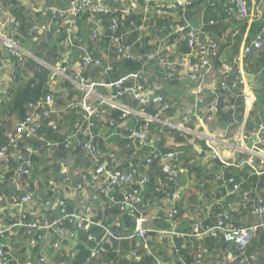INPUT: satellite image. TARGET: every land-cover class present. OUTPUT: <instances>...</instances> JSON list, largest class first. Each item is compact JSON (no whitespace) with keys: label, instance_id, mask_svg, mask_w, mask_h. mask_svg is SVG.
<instances>
[{"label":"crops","instance_id":"1","mask_svg":"<svg viewBox=\"0 0 264 264\" xmlns=\"http://www.w3.org/2000/svg\"><path fill=\"white\" fill-rule=\"evenodd\" d=\"M16 1L27 7L30 13L39 15V18L35 16L33 20L34 22L38 21L37 26L47 21L44 16L45 14L51 15V8L62 11L67 7L66 0ZM193 1L200 2V8L194 13L193 19L186 20L185 23L194 29H199L202 25L206 27L210 20H215V24L211 25L212 23H209L210 26L207 28L212 38L219 44L216 53L214 52L209 57L212 73L209 79H206L208 81L205 87L203 86L200 91H197L196 85L189 80L188 76L197 63V57L202 56L203 53L199 50L183 53L178 48L164 46L168 42V32L162 33L164 26H158L160 24L157 22L163 21L162 24H178L181 19L178 18L177 8L173 4L168 0H144L139 1L140 7L138 8L135 0H125L121 4L111 3L107 5L109 13L111 12L113 16L120 15L121 18L128 19L127 22L129 23L126 24V28L123 29L121 27V42L133 43L138 58L136 60H143V63L147 64L144 76L146 82H151L149 84L151 87L147 85L145 88L142 85L141 88L152 93L162 91L163 98L166 97L168 103L174 106L173 114L170 116L160 114V120L172 125H178L183 122L184 118L188 117L189 120L191 118V122L186 129L190 131L187 133L179 132L178 129L163 123H158L157 127L163 125L171 127L177 130L179 134H171L170 132L162 134L157 127L153 128L152 137L160 145L159 149L166 152H160L158 151L159 149L157 151L160 154L173 153L175 157V154L178 153L180 156L172 162L174 170L172 178L167 177L163 180L160 173L163 161H158L159 163L152 170L151 168L148 169L147 175L150 183H147L142 189V206L139 210V216L129 217L116 214L117 216L114 217L112 215V207L114 206L105 198H100L92 205L89 213L91 219L98 224H111L113 229L115 228V235L118 237L129 236L139 227L151 230V233L147 234L146 240L140 241L138 246H142V248L135 251L138 256V260L135 263L169 264L175 262V264H180L184 259L188 261L193 258L195 260L190 264H195L198 255H200L203 259L201 264H233L229 263V261L231 262L229 259L236 254V249L228 246L222 240L215 241L207 237H181L179 235L188 233L194 222L206 217L208 212L213 215L219 209L230 210L232 221L236 227H245L256 221V218L250 212L251 208L242 206L239 198L236 195L227 194L221 182L217 181L216 178L219 175L225 176L223 173L226 168L222 166L223 169H221V166L212 159L211 154L213 153H210L209 150L207 151L204 137L217 138L213 146L224 157L231 154L232 148H230V145L232 144L247 146L245 144L247 143L250 146L251 141L247 138L256 131L260 124H264V54H250L244 59L240 57L243 47L253 37L256 28L253 29L254 23L234 25L230 20H219L224 13L222 9L226 6L228 0H210L209 5L211 7L215 3L214 1L219 2L220 5L216 12L214 10L213 12L205 11L203 6L207 5V0ZM188 2L190 4L191 0H188ZM247 2L251 11L256 12L264 9V5L260 0H247ZM135 8L139 9L137 11L139 14L140 12L143 13L142 19L129 16L130 11L135 10ZM10 9V5L0 0V19L3 23V35L14 45V47L8 48L0 41V146L4 144V141L6 142V137L13 133V121L27 113L26 110V113L20 110L22 108L26 109L28 101H33L32 95L30 93H27L30 96L27 95L26 91L32 88L34 83H31V81L34 80V77H32L30 72L21 73L20 79L22 82L19 84L15 79L14 60L12 58L20 57L21 55L33 57L34 55L30 51L35 48L34 44L38 40L46 39L47 36L42 30L44 24H41L37 30L38 38L32 37L31 40L23 43L14 42L12 37H15L17 32L15 25H13L15 20L10 15ZM62 23L66 24L67 21L65 20ZM87 23H90L89 20H87ZM138 25H142V28ZM97 26L103 34L107 27L106 20L103 22V19H101ZM89 27L83 28L82 23L79 24L75 31L77 30L76 34L81 39V43L78 42L80 40L77 41L76 39L72 51L63 54L66 63L65 67L68 72L77 70V67H79L80 55L85 50L83 45L89 48ZM178 28L180 27L170 26V33ZM175 34L177 35V33ZM55 37L52 36L50 42L54 41ZM107 43V40L102 39L103 46L98 45L96 49L92 48L95 52L93 54L97 57H99L98 55L104 57L106 65H112L119 60L107 55ZM150 52L157 54L158 57L154 59V63L151 61L148 64V62H145L144 57ZM237 58H240V60L236 61ZM134 63L136 64V62ZM134 70L135 68L132 67L128 74L123 77L138 71V69ZM229 70L231 74L234 73L231 75L232 79L241 78L243 81V85L239 86L240 92L243 94L242 105L239 104L240 101L235 103L234 93L220 94L216 89L218 76ZM104 71L101 70L93 76H91L90 71H85V74L81 75L90 83L95 84L93 88L94 94L89 97L88 102L93 107H97L98 110L100 108L98 102L100 98L122 89V87H108L106 84L112 81L104 82L106 78V76L104 77ZM50 72L52 74V71ZM163 82L166 83L163 85ZM35 83L38 84L37 81ZM134 83V80H130L128 86H132ZM45 88L52 91L51 94H47L43 98L47 97L50 99V107L48 106V109L52 116L48 120H44L41 113L35 112L34 121L37 124V130L34 134L35 137L32 138L34 140H25L26 143L27 141L31 143L35 150L33 175L29 178H22L16 184L17 186L10 183L8 177L4 182V178L0 179L2 180L0 181V191L5 199L2 209L0 208V214L9 208L7 207L6 210H3L4 206L12 203L13 218L17 216L16 202L25 193L34 195L38 193L44 196V198H41L38 195L39 199L35 196L36 201L40 200L41 202L40 211L42 213H44L43 211L51 210L52 205L59 196H64L70 205L76 206L82 212L85 210L80 200V194L73 192L74 190L67 191L64 188L65 186L61 185L63 179L64 181L70 179L74 184L79 183L80 173L89 167L90 158L82 148L67 150L61 145V141L71 131L72 122L75 121L72 113L69 115L65 114L69 113L67 106L72 102H80L83 91L80 90V86L71 85L67 79L57 78L53 74L49 79V83L46 85L42 84V89ZM43 96L44 94L42 93L40 97L42 98ZM17 101L18 103L15 104ZM118 102L134 109L137 101L125 95ZM226 104L230 106H226ZM216 106L219 108L221 116L215 113ZM236 106L242 107L241 116L237 114L236 120L231 121L232 115L229 116L227 114L229 110H233ZM105 108H108V110L106 109L103 114L93 118L95 128L92 133L96 135L95 139H93V144L101 153L107 154L108 157L112 156L111 158H105L109 168L112 165L125 166L135 160L137 158L136 154L142 149L135 146L137 149L125 150L123 148L124 141L121 137L129 129L139 126L141 116L131 113V115L123 117L124 120L120 123L119 117H117V113L120 111L108 106ZM5 112H9L11 115H6L7 113ZM75 112L78 113L79 110L76 109ZM7 117H9L10 121L5 120ZM247 122L248 124L246 125ZM116 133L118 136L115 135ZM119 135L120 138H118ZM262 142L264 145V140ZM175 151L177 152L175 153ZM140 154L142 153L140 152ZM231 170H234L232 172L234 181L243 187L241 191L249 193L251 197L255 195L263 196L264 177H254V174L248 168ZM228 178H230L229 174L225 176V180ZM38 183H44L45 187L39 189ZM174 186H176L175 190L173 189ZM51 187H57L58 189L54 197L52 195L47 196ZM118 196L119 194L117 193L116 197ZM36 201L34 199V202ZM34 206L35 203H31L25 209H33ZM172 207L178 210V214L175 217L166 215ZM28 210L26 211L27 213ZM45 216L50 218L48 213H45ZM110 218L111 222L108 221ZM92 228L93 234L98 236L101 229L98 226H93ZM172 231L176 235L171 234ZM17 233L22 234L26 240L24 231L13 228L11 229V234L5 240V245L10 249L11 256L20 264H33L29 253L36 254L37 261L39 260V249L29 248L27 241H25L26 250L22 249L21 252L16 253V249L20 248L19 238L15 237ZM124 241L129 246L131 240ZM254 242L255 246L253 248L251 243ZM70 244L72 245L70 252L61 249L62 252L58 249L59 251L56 250L58 252L53 255L50 250H47L45 252L46 256L53 258L58 256L60 258L61 253L72 256L77 239L70 242ZM196 245L209 247L200 249L196 248ZM249 246H251L247 249V254L251 259L249 263L264 264V231L257 233ZM121 247H124V245L119 244L118 248Z\"/></svg>","mask_w":264,"mask_h":264},{"label":"built area","instance_id":"2","mask_svg":"<svg viewBox=\"0 0 264 264\" xmlns=\"http://www.w3.org/2000/svg\"><path fill=\"white\" fill-rule=\"evenodd\" d=\"M67 7L64 11H58L55 8H51L50 11L53 14H59L61 17L68 19L67 25L64 26L63 30L66 33V39L62 42L65 48V53L72 51L74 47V40L72 38L74 34V29L76 27L77 17L82 13H89L92 17L98 18L95 24L100 22V18L112 13H109L108 4H121L125 0H66ZM176 8H182L189 4L188 0H168ZM231 6L228 9V13L237 22L246 21L251 23L252 20L258 19L261 21L263 27L260 32L254 35L249 42L245 44L243 50L241 51L240 57L242 59L248 57L254 51H258L263 46L264 41V19L261 18L259 12H254L249 10L247 0H230ZM109 25V41L106 44V52L110 50L116 54L122 60H134L137 57L134 44L133 43H123L121 42L122 34H117L121 25L115 18L110 19ZM56 33H59V28L55 29ZM173 33L178 34V42H175L171 47L174 48L177 43H185L191 51L199 50L202 52V56L197 57V63L194 69L189 74L188 78L191 82L196 85L197 91H200L206 83L212 73V67L210 63V55L212 54L211 49L214 47V39L209 35H204L202 32V27L199 29H194L188 24L185 26L175 29ZM90 37L93 39L92 48L96 49L100 42L102 43L103 34L98 26L91 31ZM0 41H2L8 48L14 47L10 40H7L3 35V23L0 19ZM91 45V44H90ZM86 48V47H85ZM190 51V52H191ZM158 57L155 53H150L145 58L146 61L154 60ZM80 65L77 67V72H68L65 69H55L54 73L64 79H67L72 85L80 86L83 90L82 99L80 102H72L67 106V109H80L84 114L82 116V121L75 122L73 130L70 136L64 138L63 146L65 149L69 150V146L72 144V140L75 135H80L82 138V150H84L90 158L92 165L85 170H83L79 175V183L74 184L70 179H66L62 186L67 191H73L80 194V200L82 205L85 207L84 212H82L76 206L69 204V201L60 196L55 200L54 206L58 210V217L54 219H49L43 216H39L40 212L27 213L28 209H25L31 203H34L35 195L32 193H25L20 196L18 202H16V218L11 220L0 219V264H20L16 259L11 256L10 249L5 245V240L7 235L11 234V229H21L26 235V243L29 248L39 249V262L42 264L47 263V256L44 254L46 247L50 250H58L61 248L63 243L72 242L77 239L78 233L88 232L93 226H98L103 234L101 237L88 235L86 240L92 247L89 246V259L91 264H110L107 261L97 262L101 249L104 245H109L112 240H134L137 241L138 246L140 241H145L147 234L151 233V230L139 227L129 236L123 238H117L115 233L112 231L111 224H98L90 217V212L92 205L96 203L100 198H105L113 205H116L118 213L120 216L126 215L129 217L139 216L140 207L142 206V189L148 183L147 171L151 164L155 161H163L162 171L166 173L169 178L174 176V170L172 167V162L175 161V156L173 153L159 154L152 144H149L151 149L149 156L144 159L143 172H140L134 166H128L126 169L115 170L109 168L105 158H111L112 156H107V154L101 153L96 146L93 144V139L96 135L92 133L95 128L93 118L99 114H103L105 110H98L97 107H93L88 99L94 94L93 88L94 83H90L83 78H80L79 72L84 68L94 65L99 66L102 64L101 60L94 54L87 53L85 50L81 54ZM237 58L236 61H239ZM235 64V63H234ZM145 63H143L142 69L135 72L134 74L120 78L115 84H110L108 87H122V89L114 92L108 97L104 96L100 98V106H108L119 110L123 113V117L133 114H138L141 119L146 124H139L138 128L130 130L126 139L128 141L134 142L135 140H141V145L147 146L146 135L148 134L147 123L158 122L166 125H170L174 128L187 129V124L191 121L188 117L183 119V122L178 125H172L160 120V114L170 109V104L165 101L162 96H153L152 92L147 91L146 93L139 92L141 88L140 81L143 79V73L145 68ZM236 65V64H235ZM225 75H229L225 78V81L216 82L217 87L222 92L233 91L240 85H243L241 78L230 79V70L225 72ZM134 80L135 83L132 86H128V82ZM243 92V91H242ZM128 95L134 100L145 105L149 102L156 103L159 106L160 113H155L149 115L144 113L142 110L139 112L134 111L135 109L128 108L124 104L118 102L123 96ZM46 104L50 106V99H46ZM29 108L33 110L32 113H27L24 117L15 119L13 121L14 128L13 133L7 137L6 144L0 147V179L6 178L7 172L5 169L12 165L13 169L9 171L11 175V183L17 184L21 177L29 178L33 173V156L35 150L32 145L25 142V139H31L35 137L37 130V124L34 121V113L39 108V105L32 106ZM44 117H48L49 112L46 110L44 112ZM142 123V122H141ZM190 131V130H188ZM264 135V124H260L255 133L251 134L247 139L251 141L249 144L245 143L247 146H240L237 144L230 145L231 154L224 157L219 153L213 144L216 142L217 138L206 139L205 145L210 151L212 159L218 161L225 168L232 167L236 169L248 168L255 175H260L262 170H264V145L262 136ZM24 137V138H23ZM254 139V141H253ZM253 141V142H252ZM19 143H21L20 148H18ZM215 149V150H214ZM264 173V171H263ZM217 181L221 182L223 187L226 189V193L230 195H236L241 201L243 206H249L251 208L250 212L256 221L245 227H236L232 221L230 210L219 209L213 215L209 212L206 217L201 218L198 222H194L188 233L179 235L181 237H198V238H210L215 241L222 240L225 244L236 249V254L231 256L229 263L233 264H250V257L247 254V248L252 241V239L257 235V233L264 231V197L260 195H255L251 197L249 193L241 191V186L239 183L235 182L233 178H222L217 177ZM17 186V185H16ZM61 187V186H57ZM57 187H51L49 190L54 192L58 191ZM1 192V191H0ZM120 194L119 200L116 199V194ZM33 200V201H32ZM5 203L4 196L0 193V208L2 209V204ZM7 207L12 208L13 204L9 203L7 206L3 207L6 210ZM5 212V211H4ZM178 210L172 207L168 210L166 215L177 216ZM2 215V214H0ZM29 216V218H28ZM7 219V217L5 218ZM12 224L5 227L4 223ZM65 224L73 226V230H67ZM171 234L176 235L173 231ZM112 239V240H111ZM42 246V247H41ZM44 247V248H43ZM128 260H138V256L135 252H130L126 254ZM202 258L198 255L195 264H201ZM169 264H175L171 262Z\"/></svg>","mask_w":264,"mask_h":264},{"label":"trees","instance_id":"3","mask_svg":"<svg viewBox=\"0 0 264 264\" xmlns=\"http://www.w3.org/2000/svg\"><path fill=\"white\" fill-rule=\"evenodd\" d=\"M2 1L6 2V4H8V5L11 6L10 15L15 20L14 23H13V25H15L16 32H17L16 36L15 37H12V40L14 42H16V43H23L24 41L31 40L32 37L38 38L39 37V35L37 34L38 27L41 24H44L42 30H43L44 34L47 35L46 36V39L36 41V44H34V47L35 48L33 47L34 49L32 48L33 50L30 51L31 54L34 55L35 57L34 56L33 57H28V56H25V55L24 56L21 55L20 57H16V58H12V59L14 60V75H15V79H16V81L19 84H21V82H22V80L20 79V74L21 73L24 74L26 72H30V73H32V77H34V80L31 81V83H34L33 86H32V88L30 90H27L26 91V94L27 93H30L32 95L31 98L33 99V101H31V100L28 101V104L26 106V109L25 108H22L20 111L21 112H25V110H26L27 113H32L33 110H31V108H29V105H32V106H34V105L38 106L39 105V108L36 110V112L38 111L39 113H41L42 119L48 120L49 117L51 118L52 114L50 115V110L48 109L50 106L48 107V105L46 104V98L47 97L45 99H43V98L47 94H51L52 91H49L48 88L47 89L46 88L45 89H42V84H45L46 85L47 83H49V79H50V77H51L52 74H53V76H56L57 78L60 77V76H57L52 69H65V70H68L65 67L66 66V63L64 61V55H63V54H65V48L62 45L63 44L62 42L66 39V33L64 32L63 28H64L65 25H67V23L66 24H63L62 22L65 21V20L68 22V19L65 18V17L59 16V14H53V13L50 12L51 15L50 14H45V16H44L45 17L44 19H46L47 21H45L44 23H41L39 26H37L38 25V21L37 22H34L33 20H34L35 16L37 18H39V15H34V14L30 13L29 12V9L27 7L21 5L16 0H2ZM139 1H144V0H135L136 5H137L138 8L140 7ZM260 1L264 5V0H260ZM210 2H211L210 0H207V5H204L203 6L204 9H205V11L209 10V11H212L213 12V10H214V12H216L218 6L220 5L219 2L214 1L215 3L213 4L212 7H211V5H209ZM122 3H124V2H122ZM200 4H201L200 2H196V1L191 0V2H190L189 5H187L185 7H182V8H177L178 18L181 19L180 21H178V24L177 25H174V24H171V23H169V24H167V23L162 24L163 21L162 22L161 21L160 22H157L158 24H160L158 26H164V30L162 31V33L165 34L166 31L168 32V42L166 44H164V46L166 45V47H171L175 42H178V40H179L178 39V34L176 35L173 32L170 33V26H178L180 28L183 27V26H185L186 25L185 21L186 20H192L193 19V15H194V13L196 11L199 10V8H200L199 5ZM230 6H231L230 0H228L226 6H224V8L222 9V11L224 13H223L222 17L219 18V20H221V19H227V20L232 21L234 25L247 24L246 21L237 22L236 20L233 19V17L228 13V9H229ZM213 7H214V9H212ZM138 10L139 9L135 8V10L130 11L129 16L136 17V19H139V18L142 19V17L144 15H143L142 12H140V14H139L137 12ZM62 11H64V10H62ZM256 12H259L261 18L263 17V19H264V9L263 10L260 9V11H256ZM53 18H56V19L53 20ZM111 18H115L116 20H118V23L121 25V27H123V29L126 28V24L129 23V22H127L128 21L127 18L126 19L124 18L126 20V22H125V20L123 18H121L120 15L113 16V15L109 14V15H106V16L101 17L100 19H103V22L106 20V23H107L106 31L103 32V38L102 39L107 40V41H109V36H110V31H109L110 22L109 21H110ZM215 18L216 17L214 15V19ZM97 19L98 18L92 17L89 13H82V14H80L77 17L75 29L79 26V24L82 23L83 28L84 27L87 28L88 26H90L89 28L92 31L95 28V26H97V24H95V21ZM87 20H89V22H90L89 24L87 23ZM204 23H207V22H204ZM209 23H212L211 25H214L215 24V20H210L207 23L206 27H204L202 25V32L204 33V35H209L212 38V35H211L210 31H208V28H207V27L210 26ZM252 23H254L253 24V29L256 28L255 34H254V35H256L257 33L260 32V30L263 27V25H262L261 21L258 20V19L252 20L250 24H252ZM142 25H138V26L140 28H142L141 27ZM241 27H243V26H241ZM56 28H59V31H60L59 33H56L55 32V29ZM75 29H74V34H73L72 38H73V40L75 42H76V39H77V41L80 40L78 42L81 43V39L76 34V31L77 30L75 31ZM117 34H122L121 29H119V31L117 32ZM52 36H56V37L54 38V41L50 42V39L52 38ZM89 39H90V43H88L89 48L86 47V45H83V47L84 48L86 47L85 48V52L93 54V53H95L93 51L92 47H91L92 44H93V39L90 37V35H89ZM18 40H20V41H18ZM214 42H215V45L211 49L212 54L214 52L216 53L217 49L219 48L218 42L216 40H214ZM247 42H249V40ZM100 45L103 46L101 42H100ZM187 47L188 46L185 43H181L180 42V43H177L174 48H178V50L181 51V52H183V53H189L191 51V49L190 48H187ZM150 53H153V52H150ZM150 53H147L145 55L144 59ZM256 53L257 54H264V41H263L262 48L260 50H258V51H254L251 54H254L255 55ZM212 54H211V56H212ZM107 55L113 56L114 58H116L119 61H115L112 65H109V64L106 65L105 64V58L102 57V56H100V55H98L99 56L98 58L101 60L102 64L99 65V66L90 65V66L84 68L81 72H79L80 78H83L84 80H87V79H85L84 77L81 76V75H84L85 74V71H87V72L90 71L91 72V76H93L96 73L100 72L101 70H105L104 71L105 72L104 77L106 76V78L104 79V82L105 83H108V81H112V82L106 84V85H109V84H115L120 78H122L124 75L128 74V71H130V69L132 67L135 68V70L138 69V71L142 69L141 66H143L142 65L143 64V60H136V59H138L137 57L134 60H126L125 61V60L120 59L111 50L109 52H107ZM35 59H37L38 61L42 62L45 65L41 64L40 62H38ZM151 61H153L152 63H154V60H148V64ZM134 62H136V64ZM145 62H147L146 59H145ZM146 65H145V67H146ZM49 70L52 71V74H51V72ZM144 70H145V68H144ZM72 72H77V70H72ZM233 74H231V75H233ZM228 76L229 75H225V72H223V74L221 76H218L217 82L219 80H220L219 82L225 81V78L228 77ZM143 78L144 79H142L140 81V85L141 86L143 85L146 88V86L149 85L151 82H146L144 73H143ZM232 78L233 77L230 76V79H232ZM36 81L38 82V84L35 83ZM165 83L166 82H163L162 84L164 85ZM70 84L72 85V83H70ZM216 89H217V91L220 94H233L234 93V95H235V101H236L235 103H237L238 101H240L239 104H241V105L243 104V94H241L239 87L236 88L235 90L229 91V92H222V91H220V89L218 87ZM147 91L148 90H145V89H140L139 90V92H141V93H146ZM230 92H232V93H230ZM42 93L44 94V96L41 98L40 96H41ZM27 95H29V94H27ZM162 95H163L162 91H157L155 93L153 92L152 97L153 96L154 97L155 96H162ZM40 99H42V100H40ZM164 99H165L166 102H168V100H166L167 99L166 97H164ZM98 102L100 103V101H98ZM17 103H18V101L15 102V104H17ZM219 103H221V102H219ZM226 106H230V105L226 104ZM105 107L106 106L101 105L100 108H99V110H106V109L108 110V108H105ZM134 109L135 110H138V111L142 110L144 113L149 114V115H153V114L158 113V112L160 113L159 106L156 103H152V102H149V103H147L145 105H142L140 102L137 101L135 103ZM46 110L49 112V115H48V117H43L44 116L43 114H44V112ZM173 112H174V106H172L170 104V109L166 110L165 112H162L161 114H167V115L170 116V115L173 114ZM241 112H242V107L239 108V107L236 106V107L233 108V110H229V112H228L227 115H229V116L232 115L231 116L232 117V120L231 121H235L236 118H237V114H239L241 116ZM5 113H7L6 115H11L9 112H5ZM71 113L74 116V118H75L74 120L75 121L72 122L71 129H70L71 131L69 130L70 132H68L67 137L71 135L72 130H73V126H74L75 122L82 121V116L84 114L80 109H79V112L78 113L75 112V109H69V113H65V114L69 115ZM215 113L218 114L219 116L222 115V114H220L221 112H220V110H219V108L217 106L215 107ZM234 113H235V115H234ZM26 114H23L22 116L24 117ZM117 117H119L120 123L123 122L124 118H123V113L122 112L117 113ZM226 120H227V118H226ZM141 124L145 125L146 123L143 122L142 119H141L140 125ZM247 124H248V122L246 123V125ZM147 125H148V130H149L148 134L145 137L146 138L145 142L146 143L148 142L147 143V146L141 145V142H140L141 140H138V141L135 140L134 142H132V141H128V139H126V136L128 135L129 131L130 130H133L136 127L129 129L121 137V139L124 141L123 148L125 150H130V149H133V148L137 149L135 146H138V147H140L139 149H142L141 151H139V153L136 154L137 158L135 160H133L131 163L125 165V166L118 167V166H113L112 165L111 168H113L115 170H122V169H126L128 166H131L132 165V166L136 167L140 172H143L142 167H143V164H144V159H146L149 156L150 151H151V149L149 147V144H152L154 146V148L156 149V152L157 153H159L158 151H160V152H166V151H161L159 149L160 148V145L157 143V140L155 141V139L152 137L153 128L154 127L156 128L158 126V122H151V123L149 122V123H147ZM157 128H158V130L162 134L165 133V132H170L171 134L172 133L173 134L174 133H178L179 134V132H177V130H174L173 128L167 127V126H164V125L161 126V127H157ZM255 132H253V133H255ZM115 135L118 136L117 133ZM118 138H120V135H119ZM262 139L264 140V135L262 136ZM25 140H27V139H25ZM30 140H34V139L31 138ZM6 141H7V137H6ZM3 143L6 144L5 141ZM27 143L30 144V145H32L28 141H27ZM61 145L63 146V141H61ZM80 145H82V138H81L80 135H75L74 138H73V140H72V144L69 146V149L70 150H75L76 148H80L81 149L82 147ZM20 146H21V143H19L18 148H20ZM157 149H159V150L157 151ZM207 151H208V148H207ZM140 152L142 154H140ZM215 162L218 165L221 166V169H223L222 168V165L218 161H215ZM158 163H159L158 161L153 162L149 168H151V170H152L154 167L157 166L156 164H158ZM91 165H92V163L89 162V167ZM8 167L9 168L5 169V171H8L7 172V175H6V178L8 177L9 182L11 183V175H12V172L9 174V171L12 170L13 167H12V165H10ZM231 169H236V168L227 167L223 174H225V176L229 174V177L234 179L233 174H232V172H234V170H231ZM228 170H230V171L228 172ZM240 170H242V169H240ZM263 171L264 170H262V173L259 176H256L253 172L252 173L254 174L253 176L256 177V178H258V177H264ZM160 173L162 174L163 180H165L167 177H169L166 173L162 172L161 168H160ZM32 175H33V173H32ZM219 176L222 177V178H225V176H223L222 174L219 175ZM6 178H5V180L3 179V182L6 181ZM22 178H26V177H21L20 180ZM0 181H2V180H0ZM148 183H150V180H148ZM63 184H64V179L62 180V184L61 185H63ZM260 185H261V181H260ZM43 187H45V184L44 183H41V184L38 183V188L39 189H42ZM261 187H262V185H261ZM241 188H243V187H241ZM173 189L175 190L176 189V186H174ZM262 190H263L262 191V193H263L262 195L264 196V188L263 187H262ZM48 191H49V193H48L47 196L52 195V197H54V195H55L54 192H52L51 190H48ZM242 192H244V191L242 190ZM245 193H247V192H245ZM63 197L64 196H60V199H62ZM116 199L117 200L120 199V194H119L118 197H116ZM240 204L242 205L241 201H240ZM113 206L114 207H112L113 208L112 209V215L115 217L119 213H118V210H117L116 205H113ZM56 211L58 212V210H56ZM33 214H35V213H32V215ZM2 215L4 216V213H2ZM39 216L46 217L45 216V213H42V212H40ZM58 216L59 215L56 214L55 211H50V218L49 219H54V218H56ZM124 216H126V215H124ZM28 218H29V216H28ZM46 218H48V217H46ZM11 219H13V217L12 218L7 217L6 220H11ZM108 221L111 222V218ZM65 227L67 228V230H70V231L74 229L73 226H70L68 224H65ZM92 229H90L88 232L81 231V232L78 233V236H77V244L75 245L76 247L73 250L74 252H73L72 256L71 255H65V253H61V257L60 258H58V256H56V258L50 257L48 259V257H47V259L49 260V263L50 264H91L88 261V259H89V256H90L89 255V246L92 247V244L91 245L89 244V242L86 240V237L88 235L95 236L93 234ZM114 230H115V228L113 229V226H112V231L114 232ZM99 234H98V238L102 236L103 231L101 230ZM115 236L117 238L126 237V236L118 237L117 235H115ZM119 244H123L124 247L118 248ZM62 245H61V247H62ZM251 246H253V248H254L255 242L254 243H251ZM251 246H249L247 249H249ZM46 248L48 250H50L48 247H46ZM107 248H110V250H108ZM115 248H117V249H115ZM129 248H130V250H128ZM140 248H142V246H137L136 245V242L134 240H131L129 242V246L126 245V243H125L124 240H121V241H119V240H112L109 245H107V246L104 245L102 247L101 254H100L97 262L107 261L110 264H141V262L140 263L139 262L135 263L134 260H132V261L131 260H128L127 257H126V254L130 253L131 251L132 252H135L137 249H140ZM50 251L51 252H56L55 250H50ZM194 260L195 259H193V258L190 259V260H188V261L184 259L183 261H181L180 264H190ZM37 264H42V263H40L37 260ZM176 264H179V263H176Z\"/></svg>","mask_w":264,"mask_h":264},{"label":"rangeland","instance_id":"4","mask_svg":"<svg viewBox=\"0 0 264 264\" xmlns=\"http://www.w3.org/2000/svg\"><path fill=\"white\" fill-rule=\"evenodd\" d=\"M80 57H81V55H80ZM149 87H151L150 85H149ZM80 90H82V88L80 87ZM83 91V90H82ZM106 97H108V96H106ZM134 111H136V112H139L138 110H134ZM5 120H8V121H10V119H9V117H7ZM176 129H178L179 130V132H184V133H187V132H189V131H187V130H185V129H179V128H176ZM183 134V133H182ZM215 150V149H214ZM177 151H175V153H176ZM176 155V159H178V157L180 156V154H178V153H176L175 154ZM257 192H259V191H257ZM260 193V192H259ZM38 195L39 196H41V198H44V196L43 195H40V194H38V193H35V196L39 199V197H38ZM36 197H35V201H36ZM35 203V206L33 207V209H29L28 210V213H38V212H41L40 211V204H41V202H40V200H38V201H36V202H34ZM50 211H55V213L56 214H58V212L56 211V209H55V206H54V204L52 205V209L51 210H47V211H43L44 213H48V214H50ZM6 217H10V218H12L13 217V209L12 208H8L5 212H4V216L3 215H0V219H1V221L3 220V222H4V220H6L5 218ZM12 224V222L11 223H8V221H5V223H4V225H5V227H8V226H10ZM18 234V233H17ZM16 234V236L15 237H18L19 238V241H20V243H19V246H20V248H17L16 249V253L17 252H21L22 251V249H24V250H26V247L24 246V243H25V238L23 237V235L22 234H18L17 235ZM9 236V234L7 235V237ZM71 244H70V242H67V243H64L63 245H62V249H65V250H68V252H70L71 251ZM110 247V246H109ZM195 247H197V248H200V249H202V248H208L209 246H199V245H196ZM61 248L59 249V250H61ZM90 249V248H89ZM107 249H109V248H107ZM58 250V251H59ZM209 250V249H208ZM57 251V252H58ZM62 251V250H61ZM30 252V251H29ZM57 252H51V254H55V253H57ZM63 252V251H62ZM45 255H46V253H45ZM29 257L31 258V261H32V263L33 264H37V261H36V254H33V253H29ZM50 257H48V259H49ZM46 264H50L49 263V260H47V263Z\"/></svg>","mask_w":264,"mask_h":264},{"label":"water","instance_id":"5","mask_svg":"<svg viewBox=\"0 0 264 264\" xmlns=\"http://www.w3.org/2000/svg\"><path fill=\"white\" fill-rule=\"evenodd\" d=\"M35 60H37V59H35ZM38 61V60H37ZM38 62H40V61H38ZM41 64H43L42 62H40ZM43 65H45V64H43ZM204 139L206 140V139H214V138H212V137H204Z\"/></svg>","mask_w":264,"mask_h":264},{"label":"clouds","instance_id":"6","mask_svg":"<svg viewBox=\"0 0 264 264\" xmlns=\"http://www.w3.org/2000/svg\"><path fill=\"white\" fill-rule=\"evenodd\" d=\"M55 69H53V71H54ZM168 126H170V125H168ZM172 127V126H171Z\"/></svg>","mask_w":264,"mask_h":264}]
</instances>
